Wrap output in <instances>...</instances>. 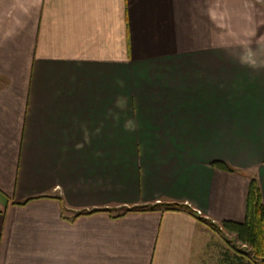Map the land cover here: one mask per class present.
Instances as JSON below:
<instances>
[{
	"label": "crops",
	"instance_id": "obj_1",
	"mask_svg": "<svg viewBox=\"0 0 264 264\" xmlns=\"http://www.w3.org/2000/svg\"><path fill=\"white\" fill-rule=\"evenodd\" d=\"M252 179L264 0H0V264H250L125 211L241 223Z\"/></svg>",
	"mask_w": 264,
	"mask_h": 264
},
{
	"label": "trees",
	"instance_id": "obj_2",
	"mask_svg": "<svg viewBox=\"0 0 264 264\" xmlns=\"http://www.w3.org/2000/svg\"><path fill=\"white\" fill-rule=\"evenodd\" d=\"M214 167L219 169L234 172V169L223 162L213 163ZM186 210L190 211L197 219L205 224L209 229L215 233L221 234L223 231L236 235L237 240L248 246L255 256L256 264H264V202L262 201L261 191L256 179H252L246 203V215L243 222L223 221L219 225L212 223L209 220L203 219L194 214L188 206L178 203H160L155 205H147L142 207H132L126 209L128 212L139 210ZM112 212V210H109ZM94 212H89V214ZM82 212L77 215H83Z\"/></svg>",
	"mask_w": 264,
	"mask_h": 264
},
{
	"label": "rangeland",
	"instance_id": "obj_3",
	"mask_svg": "<svg viewBox=\"0 0 264 264\" xmlns=\"http://www.w3.org/2000/svg\"><path fill=\"white\" fill-rule=\"evenodd\" d=\"M124 210L125 208L124 209L115 208L112 211H114V213L117 214V213H120L121 211L123 212ZM218 235L220 236V239L223 242L222 244H224L225 246L231 247L230 249L232 250L233 253L239 249L238 251L239 256H243L246 262L250 264H256V259L251 249L248 246H243L240 242H238L235 235L228 234L226 232H223ZM232 252L230 254H233Z\"/></svg>",
	"mask_w": 264,
	"mask_h": 264
}]
</instances>
